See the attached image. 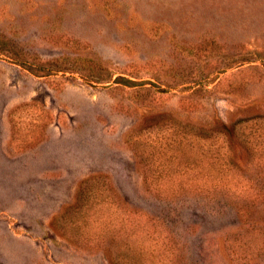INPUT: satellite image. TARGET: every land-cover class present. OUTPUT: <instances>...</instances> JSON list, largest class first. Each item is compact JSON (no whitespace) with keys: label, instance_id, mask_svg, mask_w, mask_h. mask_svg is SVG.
<instances>
[{"label":"rangeland","instance_id":"374dc122","mask_svg":"<svg viewBox=\"0 0 264 264\" xmlns=\"http://www.w3.org/2000/svg\"><path fill=\"white\" fill-rule=\"evenodd\" d=\"M212 194L264 225V0H0V264H264Z\"/></svg>","mask_w":264,"mask_h":264},{"label":"trees","instance_id":"16d2710c","mask_svg":"<svg viewBox=\"0 0 264 264\" xmlns=\"http://www.w3.org/2000/svg\"><path fill=\"white\" fill-rule=\"evenodd\" d=\"M176 194H173L170 197H175ZM257 198L255 197L248 199V198H225L222 197L219 194H212V195H205L204 197H198L194 199V204H198L199 206L201 204L205 203H211V208L209 211H207L206 215L213 219H219L223 217L226 213L230 215H234L236 218H240L239 220L242 221V223L245 224L246 228H250V230L257 229V235L260 237H264V225L261 226H255L254 220L252 219V215L255 211ZM172 202V204L162 207L161 213L158 216L163 222V225H165V230L168 232V236L171 239H174V233L172 231V225L176 222V219L183 215H187L185 219L189 220V213L187 210L181 209L178 206H182V201H168ZM264 203V200L261 199V203ZM215 204V205H214ZM232 213V214H231ZM192 221V220H191ZM239 226V224H237ZM237 225H234L235 227H238ZM171 227V228H170ZM154 227H136L133 225V228L129 230V234L135 235L139 243L135 245L136 248L143 249L144 247H148L149 249L151 246L154 248V246H157L155 241V235H159ZM145 241L147 245H144L142 242ZM264 244V241L262 242ZM142 256L140 254L138 257L134 259L135 262H142L141 259Z\"/></svg>","mask_w":264,"mask_h":264}]
</instances>
